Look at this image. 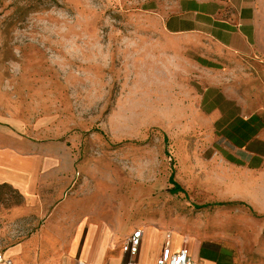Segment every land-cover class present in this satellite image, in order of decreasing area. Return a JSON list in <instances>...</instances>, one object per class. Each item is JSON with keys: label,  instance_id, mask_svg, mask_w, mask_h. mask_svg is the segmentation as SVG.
Masks as SVG:
<instances>
[{"label": "rangeland", "instance_id": "obj_1", "mask_svg": "<svg viewBox=\"0 0 264 264\" xmlns=\"http://www.w3.org/2000/svg\"><path fill=\"white\" fill-rule=\"evenodd\" d=\"M172 1L0 0V122L70 153L82 195L121 217L264 216V176L250 185L222 166L235 150L200 107L206 73L165 32ZM24 202L0 184V263L40 227L36 210L15 214ZM207 223L264 263V220Z\"/></svg>", "mask_w": 264, "mask_h": 264}, {"label": "crops", "instance_id": "obj_2", "mask_svg": "<svg viewBox=\"0 0 264 264\" xmlns=\"http://www.w3.org/2000/svg\"><path fill=\"white\" fill-rule=\"evenodd\" d=\"M160 14L176 54L207 75L200 107L235 150L222 154V166L252 185L264 176V105L258 99L264 98V0H173ZM77 174L70 153L40 146L0 122V184L25 198L16 215L36 210L40 217L38 230L10 247L0 264H121L131 258L155 264L167 248H187L194 264H264L207 223L264 216L204 210L139 222L82 195ZM139 228L141 245L132 256L123 247Z\"/></svg>", "mask_w": 264, "mask_h": 264}, {"label": "built area", "instance_id": "obj_3", "mask_svg": "<svg viewBox=\"0 0 264 264\" xmlns=\"http://www.w3.org/2000/svg\"><path fill=\"white\" fill-rule=\"evenodd\" d=\"M143 230L139 228L132 235H130L124 244V251L132 256L139 252L141 245V237ZM8 264H11L10 260ZM79 264H90L88 262L80 261ZM121 264H139L135 258H131ZM155 264H194L193 259L190 257L188 249L182 248L177 252H171L169 248L159 256Z\"/></svg>", "mask_w": 264, "mask_h": 264}, {"label": "trees", "instance_id": "obj_4", "mask_svg": "<svg viewBox=\"0 0 264 264\" xmlns=\"http://www.w3.org/2000/svg\"><path fill=\"white\" fill-rule=\"evenodd\" d=\"M170 180L174 183V189L172 190L173 192H177V191H184L183 190V188H182V186L178 183V182H176L175 180H174V174L172 173L171 174V176H170ZM219 204H222V203H219Z\"/></svg>", "mask_w": 264, "mask_h": 264}, {"label": "bare ground", "instance_id": "obj_5", "mask_svg": "<svg viewBox=\"0 0 264 264\" xmlns=\"http://www.w3.org/2000/svg\"><path fill=\"white\" fill-rule=\"evenodd\" d=\"M1 257V256H0Z\"/></svg>", "mask_w": 264, "mask_h": 264}]
</instances>
